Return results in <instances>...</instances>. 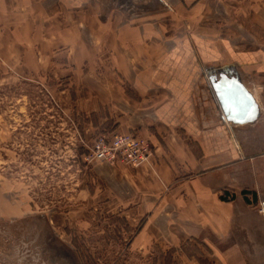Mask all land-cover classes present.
<instances>
[{
    "label": "crops",
    "instance_id": "0c3cea01",
    "mask_svg": "<svg viewBox=\"0 0 264 264\" xmlns=\"http://www.w3.org/2000/svg\"><path fill=\"white\" fill-rule=\"evenodd\" d=\"M3 2L46 12L53 25L69 13L68 85L82 136L135 132L153 148L138 167L93 162L101 213L115 220L131 264H264V0L138 10L136 2ZM223 70L254 94V121L221 119L208 75Z\"/></svg>",
    "mask_w": 264,
    "mask_h": 264
},
{
    "label": "rangeland",
    "instance_id": "374dc122",
    "mask_svg": "<svg viewBox=\"0 0 264 264\" xmlns=\"http://www.w3.org/2000/svg\"><path fill=\"white\" fill-rule=\"evenodd\" d=\"M3 1L0 264H131L130 252L117 248L115 220L101 213L96 163L85 161L100 134L82 136V113L69 93V40L75 36L69 13L53 25L46 12L6 10ZM102 1L136 2L138 10L166 0ZM76 46L83 58V44Z\"/></svg>",
    "mask_w": 264,
    "mask_h": 264
},
{
    "label": "built area",
    "instance_id": "2783aa9c",
    "mask_svg": "<svg viewBox=\"0 0 264 264\" xmlns=\"http://www.w3.org/2000/svg\"><path fill=\"white\" fill-rule=\"evenodd\" d=\"M153 155L148 140L135 132H118L111 135L100 134L87 147L85 161L107 162L112 165L138 167Z\"/></svg>",
    "mask_w": 264,
    "mask_h": 264
},
{
    "label": "water",
    "instance_id": "95a60500",
    "mask_svg": "<svg viewBox=\"0 0 264 264\" xmlns=\"http://www.w3.org/2000/svg\"><path fill=\"white\" fill-rule=\"evenodd\" d=\"M208 82L220 109L222 120L231 124L254 121L258 115V105L254 94L233 75L223 70L218 75L209 74Z\"/></svg>",
    "mask_w": 264,
    "mask_h": 264
}]
</instances>
